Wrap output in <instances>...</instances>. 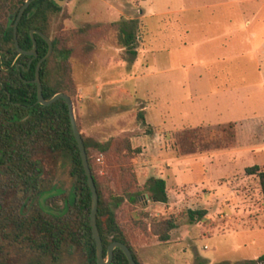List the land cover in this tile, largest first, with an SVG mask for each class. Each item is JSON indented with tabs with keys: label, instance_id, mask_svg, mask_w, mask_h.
Returning <instances> with one entry per match:
<instances>
[{
	"label": "rangeland",
	"instance_id": "1",
	"mask_svg": "<svg viewBox=\"0 0 264 264\" xmlns=\"http://www.w3.org/2000/svg\"><path fill=\"white\" fill-rule=\"evenodd\" d=\"M16 1L0 0V25L14 16ZM179 3L181 7L176 11ZM57 4L59 9L48 16L47 29L49 36L59 41V48H71L65 92L72 98L75 119L84 138L102 143L146 134L150 128L141 124L140 115L167 114L170 119L166 126L181 128L165 131V135L151 134L152 141L135 148L130 140L131 147L140 152L128 158L118 157L113 151L101 155L90 149L104 197L113 205L114 197L120 199L119 207H114L116 220L137 261L140 264H245L251 261L264 264L257 262L264 254V200L256 179L250 178V192L242 191L237 198L226 191L222 199L200 200V192L194 191L197 181L203 178L201 165L206 160H199L193 174L181 171L169 179L168 204L153 201L145 189L149 178L168 177V157L162 159L163 152L178 158L235 145L234 130L229 124L190 126L232 116L251 117L253 106L236 105L238 115H225L228 105H214L223 115H207L202 112L206 105L187 102L183 88L170 86L174 83L171 77L183 76L179 68L184 61L179 62L175 57L178 53L175 48L186 35L190 42L201 40L203 34L221 31L229 18H251L256 14L258 20H264V0H58ZM129 20L136 23L139 33L136 49L147 43L157 49L154 56H146L147 65L134 71L126 60L130 55L117 41L118 24ZM244 33L243 29L241 35ZM207 47V44L197 46L200 51ZM170 67L174 68L173 72L161 71ZM143 73L147 77L142 78ZM132 75L138 78L128 85L111 82ZM124 88L131 96L126 95ZM154 91L171 101L155 105L150 96ZM145 106L149 108L144 110ZM256 109L255 114L264 117V103ZM135 124L140 128L126 130ZM166 139H171L169 147ZM263 153L253 152V156ZM56 173L58 185L69 188L67 171L57 168ZM241 175L222 176L220 182L231 184ZM131 196L136 197L135 202L130 200ZM8 197L4 203H13V198ZM63 197L61 193L52 200L58 205ZM189 208L206 209L207 215L190 224L186 216ZM168 218L175 220L176 227L170 233V240L161 242L152 227ZM15 258L9 257L12 263ZM78 260L75 255L66 264H77Z\"/></svg>",
	"mask_w": 264,
	"mask_h": 264
},
{
	"label": "trees",
	"instance_id": "2",
	"mask_svg": "<svg viewBox=\"0 0 264 264\" xmlns=\"http://www.w3.org/2000/svg\"><path fill=\"white\" fill-rule=\"evenodd\" d=\"M25 0H17L14 15ZM59 9L55 0H35L25 10L17 26V40L23 50L32 49L30 31L49 36V14ZM118 44L131 57L136 56L137 25L132 20L118 24ZM37 57L21 55L14 44L13 23L7 18L0 25V264H66L78 255L77 264H97L95 242L89 223L91 193L81 162L79 148L68 115L66 103L59 99L50 105L37 103L36 64L47 52V43L34 34ZM52 38L53 52L39 70L45 99L59 92L66 93L64 80L68 77L69 47H58ZM23 64V68L18 67ZM67 94V93H66ZM233 127V124H229ZM146 134H153L147 131ZM82 135V134H81ZM89 167L98 193L97 226L102 239L104 256L112 241L124 243L136 255L118 224L114 205L104 197L90 149L104 155L113 151L128 158L140 149H133L129 139L89 142L82 135ZM55 167H49V165ZM67 171L70 186L63 189L55 180L56 169ZM247 176H256L264 200V169L258 165L246 167ZM145 189L149 197L168 204L166 182L149 178ZM64 193L61 203L54 197ZM11 196L13 203H4ZM132 202L136 197L131 196ZM206 209H187L190 224L203 220ZM176 223L172 218L152 227L161 242L170 240ZM12 251V253H10ZM15 258V263L9 257ZM264 263V254L257 260ZM111 264H128L124 253L115 249ZM245 264H255L254 261Z\"/></svg>",
	"mask_w": 264,
	"mask_h": 264
},
{
	"label": "crops",
	"instance_id": "3",
	"mask_svg": "<svg viewBox=\"0 0 264 264\" xmlns=\"http://www.w3.org/2000/svg\"><path fill=\"white\" fill-rule=\"evenodd\" d=\"M180 7L179 3L176 11H179ZM258 18L256 14H253L251 18H229L223 23L221 31L203 34L201 40H190V42L186 35L175 48L178 52L175 57L179 58V62L184 61V64L179 68L183 70V76L171 77L174 83L170 86L183 88V97L187 102L206 105L202 107V112L207 115H223L221 110L214 106L220 104L228 105L225 115H238L239 106L236 105L249 104L254 109L251 117L232 116L190 126L214 127L233 124L235 145L231 148L204 151L200 154H188L183 157L180 155L178 158L162 153V159L168 157V159L166 158L168 161L167 168L169 167L170 172H168L167 178L163 176L158 178L164 179L166 185L169 179L176 177L178 172L188 171V173L193 174L197 162L206 160L205 164L201 165L203 178L197 181L198 186L194 191L195 193L200 192L198 198L200 200L207 198L211 200L222 199L226 191L232 193L236 198L242 191L250 192L248 183L250 178L257 181L258 179L256 176H247L244 172L245 168L253 165L264 166V153L260 156H253V152H264V117L255 114L256 108L264 103V20H258ZM210 24L208 22V25ZM243 29L245 33L241 35ZM138 39L139 33L137 34ZM199 44H207L208 47L200 51L197 48ZM156 50L149 43L144 44L140 50L136 49V56L134 58L130 56L126 59L132 65V71L140 70L147 65L146 56L153 55ZM143 61L144 63H142ZM173 70L174 68L170 67L161 71L173 72ZM156 71L158 72V70ZM147 75L143 73L141 77H147ZM134 78H138V76H127L126 79H115L111 82L121 81L128 85V82ZM124 90L126 95L131 96L129 90L126 88ZM135 94L137 96L138 92L135 91ZM146 95L148 97V93ZM150 96L155 105L160 101H171L168 96L164 94L161 96L156 91L152 92ZM148 108L149 106H145L144 110ZM140 117L141 124L144 127H149L154 136L165 135V131L181 129L166 126L170 119V115L167 114L153 115V117L140 115ZM139 128L135 124L126 130L133 131ZM154 136L134 134L130 135V140L135 148L138 145H146L153 140ZM166 142L169 147L171 139H166ZM234 173L242 174L234 183L220 182L222 176L232 177ZM245 188L246 190H243Z\"/></svg>",
	"mask_w": 264,
	"mask_h": 264
},
{
	"label": "water",
	"instance_id": "4",
	"mask_svg": "<svg viewBox=\"0 0 264 264\" xmlns=\"http://www.w3.org/2000/svg\"><path fill=\"white\" fill-rule=\"evenodd\" d=\"M33 1H35V0H25L24 3L20 6V8L17 12V15L13 21L14 44H15L17 51L21 55H26V56H31L32 58H36L37 57V52H36L37 45H36V40L34 38V34L35 33L38 34L47 43V46H48L47 52L44 55V57H42L41 59L38 60V62L36 64V69H35L34 82L36 84L37 103L47 106V105H50V104L54 103L55 101L61 99L67 105L68 115H69V119H70V123H71V128H72L73 135L75 137V140H76L78 148H79L82 166H83L84 173H85L86 178H87L88 187H89L90 193H91V206H90L89 223H90V227H91L92 236H93V239L95 242L96 263L97 264H111L112 259H113V252L115 249L118 248L124 253L128 264H137L133 258V255H132L130 249L124 243H121L119 241H112L108 245V247L106 249V255L104 256L103 243H102V239H101V236H100V233L98 230V226H97L98 193H97L96 186H95V183H94V180H93V177L91 174V170L89 167L84 141H83L82 135L80 133V130L78 128V125H77V122L75 119L74 106H73L72 98L70 97V95L63 93V92L56 93L50 99H45L43 96V89H42V84L40 81L39 70H40L42 63L45 60H47L53 52L52 38L50 36H47V35L39 32V31L31 30L30 31V38L32 40V49L23 50L22 48H20V46L18 44V40H17L18 23L21 20L25 10L29 7V5ZM55 2L58 3V0H55ZM58 5H60V4H58ZM12 19H13V16H10L9 20H12Z\"/></svg>",
	"mask_w": 264,
	"mask_h": 264
},
{
	"label": "flooded vegetation",
	"instance_id": "5",
	"mask_svg": "<svg viewBox=\"0 0 264 264\" xmlns=\"http://www.w3.org/2000/svg\"><path fill=\"white\" fill-rule=\"evenodd\" d=\"M16 15H17V14H16ZM16 15H14V16H13V19L11 20V21H12V23H13V21H14V19H15ZM32 59H33V58L29 59V61H28V64H27V65H29V64L31 63ZM17 66H18V67H21V68H23V64H22V63H18V65H17Z\"/></svg>",
	"mask_w": 264,
	"mask_h": 264
}]
</instances>
